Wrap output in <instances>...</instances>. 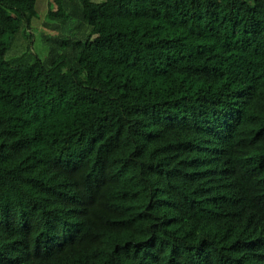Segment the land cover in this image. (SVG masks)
<instances>
[{
	"label": "trees",
	"instance_id": "trees-1",
	"mask_svg": "<svg viewBox=\"0 0 264 264\" xmlns=\"http://www.w3.org/2000/svg\"><path fill=\"white\" fill-rule=\"evenodd\" d=\"M37 2L0 0V264H264V0H55L88 32L12 63Z\"/></svg>",
	"mask_w": 264,
	"mask_h": 264
},
{
	"label": "rangeland",
	"instance_id": "rangeland-1",
	"mask_svg": "<svg viewBox=\"0 0 264 264\" xmlns=\"http://www.w3.org/2000/svg\"><path fill=\"white\" fill-rule=\"evenodd\" d=\"M37 9L39 17L34 21L32 29L26 32L25 28H23L13 37L10 49L6 55L7 60L12 63L34 62L37 56L45 60L49 56L50 43H54L52 39L49 42L46 40L48 35L78 39L80 35H85L88 32L87 26L80 23L75 16L71 4L67 9L69 11L72 10L73 17L67 22H62V20L51 16L50 11L58 9L55 0H38ZM11 13L13 12L11 11ZM30 32L33 33V36H30ZM76 245L84 247L87 246V242H64L62 252ZM62 252H55L54 250V254L57 255Z\"/></svg>",
	"mask_w": 264,
	"mask_h": 264
}]
</instances>
